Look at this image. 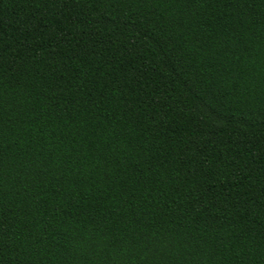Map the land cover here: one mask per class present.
Instances as JSON below:
<instances>
[{"label": "trees", "instance_id": "1", "mask_svg": "<svg viewBox=\"0 0 264 264\" xmlns=\"http://www.w3.org/2000/svg\"><path fill=\"white\" fill-rule=\"evenodd\" d=\"M0 264H264V0H0Z\"/></svg>", "mask_w": 264, "mask_h": 264}]
</instances>
